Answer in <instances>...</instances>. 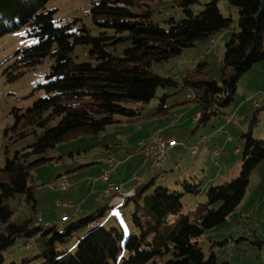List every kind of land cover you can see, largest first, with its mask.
<instances>
[{
    "label": "trees",
    "instance_id": "1",
    "mask_svg": "<svg viewBox=\"0 0 264 264\" xmlns=\"http://www.w3.org/2000/svg\"><path fill=\"white\" fill-rule=\"evenodd\" d=\"M150 1L99 0L91 8L99 30L93 34L78 18L59 24L57 10L48 7L49 0H0V37L26 27L29 36L37 39L34 45L16 52L7 70L8 79H17L48 56L52 59L47 81L40 85L44 96L18 113L14 126L32 128L36 141L14 154L7 148L0 166V264H4V252L19 236L31 238L39 232L46 239L45 250L37 256L43 264H217L216 255H207L199 240L232 216L246 195L252 172L264 160V139L254 137L252 124L242 134L246 143L240 177L210 187L207 203L195 215L183 213L185 192L162 186L148 192L156 175L150 183L138 186L126 198L136 201L132 214L139 232L136 235L125 238L118 226L105 228L100 218L109 205L77 220L64 221L67 223L62 229L53 222L46 228L31 227L32 218L17 219L11 205L16 198L29 205L37 201L31 169L49 158L32 160L33 155L55 148L70 134H100L119 121V114L128 121L138 120L140 108L125 103H148L160 87L204 89L201 97L190 95L201 109L199 123H204L231 104L240 78L264 60V0H227L238 9L239 29L225 43L221 79L215 80L207 73L209 63L203 62L180 83L161 76L154 65L200 42L213 40L216 33L231 29L232 18L221 12L219 0H176L182 16L156 20ZM78 45L86 48L85 59L75 54ZM159 98L153 116L164 115L176 104L166 102L167 94ZM259 109H264L262 102ZM26 131L16 133L12 140L26 135ZM199 186L189 184L185 190L198 194ZM120 203L126 205L125 200ZM84 234L74 252L58 250L59 242L67 243ZM169 254L170 258L160 261Z\"/></svg>",
    "mask_w": 264,
    "mask_h": 264
},
{
    "label": "rangeland",
    "instance_id": "2",
    "mask_svg": "<svg viewBox=\"0 0 264 264\" xmlns=\"http://www.w3.org/2000/svg\"><path fill=\"white\" fill-rule=\"evenodd\" d=\"M98 1L49 0L48 7L57 10L55 17L59 24H67L78 18L93 34H97L99 30L93 21L91 8ZM175 1L151 0L150 4L154 11V18L163 21L170 16L181 17L182 13L177 5L178 1ZM218 6L225 16L232 18L231 29L216 33L213 36L216 40L214 46L212 45V39L200 42L195 46L186 48L182 53L170 58L168 61L154 65L155 72L180 83L189 71H192L203 62L209 63L207 73L215 80L219 81L221 79L225 43L232 32L239 29V14L238 9L227 0H219ZM193 7L195 9L199 8L198 5ZM35 43H37V39L29 36L26 27L0 37V142H2V146H0V166L4 163L7 148H9L10 154H14L16 151L24 150L33 144L37 138L29 126H21L16 129H14V126L17 114L25 112L39 97L44 96V89L40 85L47 81L52 59L49 56L44 58L42 63L12 81L8 79L9 72L7 71L14 62L16 52ZM210 48L211 51H208ZM85 49L83 45H78L75 54L80 59H85ZM261 62L264 65V60ZM255 72L256 69H253L245 73L240 78L238 89L231 104L223 108L222 113L204 123H199V120L194 118L197 114L195 112L201 110L199 105L196 107L198 102L194 99L189 100L187 97L190 93L201 97L204 94V89L160 87L156 96L148 103L141 101L126 102L125 104L129 107L140 108L142 114L139 115L138 120L134 121H128L126 116L119 114L118 118L124 121L109 125L102 132L108 133L107 138H103L102 133L70 134L71 136L68 135V138L60 141L55 148L48 149L39 155H33L32 160L40 156L49 158L36 164L31 169L37 201L35 204L29 205L19 198L11 200V205L16 210L15 217L17 219L32 218L30 221L31 227H45L47 223L53 222L57 224L59 229H62L67 223L64 224L62 220L64 213L77 215L78 217L74 220L89 215V213L98 209L96 204V198L98 197L96 193L93 194V190L89 189L87 185L99 180L100 174L103 179L105 174L109 173L104 172V170L101 171L102 167L108 163L106 157L111 156V153L115 154L116 167L112 177L116 182L119 183L124 177H130L132 174H139L143 177L149 168L144 163L141 164L143 153L140 152L141 145L139 141L147 139L152 133L157 132V129L164 131V135L173 136L178 142L176 144L178 146L173 153H169L171 158L164 166L159 167L155 172L150 170L147 182L152 181L154 174L156 178L154 185L148 192L154 191L156 186L167 187L172 191L185 192L182 199L184 203L183 213L195 215V209H199L202 204L207 203V190L218 185H208L210 177L217 174L218 183L220 184L231 183L240 177L242 151L246 143L242 134L250 128L251 124L254 137L264 139V109L257 110L255 106L256 102L264 104V90H260L263 89L260 87L264 82V70L257 71L256 76ZM163 94L168 95L166 101L168 104L176 103L174 105L175 109L182 110L183 122H175L172 126L170 116L164 118L165 122L163 120L154 121L158 117L152 116V113L156 111L161 102L159 97ZM228 117H230V121H228ZM139 123L143 125V127H140L141 129L136 127ZM113 129H117V131L113 132ZM220 129L225 133L221 132ZM22 130H27L26 135L12 140L15 134ZM228 135L231 136L232 140H226L225 147H223ZM204 137L206 138L204 139ZM107 145L110 147L109 150L106 148ZM197 145H200L199 149L193 155L190 149ZM236 148H239V153H236ZM216 150L222 151L221 158L214 155ZM131 156H134L133 159L126 161ZM160 174H164V176L160 177ZM189 176L191 180L188 178ZM64 178H67L70 183V186L65 189L61 186ZM250 179L246 195L236 207L232 216L226 222L208 230L199 240L207 255L212 253L216 255L217 264L224 261H230L231 264H261V261H263V254H261V250L255 242L257 240L256 232L258 235L261 232L256 227L258 222L264 218V160L252 172ZM52 182H57V185L52 187ZM100 182L101 180L98 183L100 187H97L99 190L103 187ZM175 182L177 188H174ZM189 184H192V187L200 184V193L186 192V186ZM87 194H89L88 197L90 196L89 201L93 208L84 209L83 205L81 207L82 211L78 213L74 208L68 207L69 204L79 205L80 207ZM101 194L103 195L104 192H101ZM122 195L124 194L121 193L122 200L119 196L116 197L115 202L123 201L124 197ZM125 202L126 205L121 203L119 206L115 205L113 208H109L100 220L104 221L106 229H111L114 225L118 226L117 228L127 238L139 232H137L132 220V214L136 209V201L132 198L130 202L129 199H125ZM127 207L129 211L125 210ZM112 210H114V214H111ZM38 214L43 216L42 221L38 220ZM116 216L118 218L112 222V224H115L106 223ZM86 234L81 237H74L67 243L59 242L57 244L58 250L74 252L80 240ZM45 247L46 239L41 232L31 238L19 236L13 245L4 252V264H43V260L37 256L42 254ZM170 257L169 254L160 261Z\"/></svg>",
    "mask_w": 264,
    "mask_h": 264
},
{
    "label": "crops",
    "instance_id": "3",
    "mask_svg": "<svg viewBox=\"0 0 264 264\" xmlns=\"http://www.w3.org/2000/svg\"><path fill=\"white\" fill-rule=\"evenodd\" d=\"M231 36V35H230ZM230 36H229V38H230ZM228 38V39H229ZM215 40V39H214ZM215 42H216V40H215ZM215 44V43H214ZM214 44H212L213 46H214ZM208 51H211V48L208 50ZM263 62H258L257 64H255V65H258V66H254L252 69H250L248 72H250L251 70H253V69H256V72H255V76L257 75V71H263L264 70V65L262 64ZM257 67V68H256ZM248 72H246V73H248ZM260 88H263V89H260V90H264V82L262 83V85H261V87ZM191 95V93L190 94H188L187 95V97L189 98V100H191V99H193L192 98V96H190ZM175 105V104H174ZM198 106V104L196 105V107ZM176 107H171L170 108V110L167 112V113H165L164 115H162V116H154V117H158L157 118V120H154L155 122H158L159 120H163L164 122H165V117L166 116H170L171 117V120H172V122H171V125L172 126H174V123L175 122H179V123H181V122H183V118H184V115H182L181 114V112H182V110H180V111H178V109H175ZM195 113H197V114H200V110H198V111H196ZM196 114V115H197ZM153 116V115H152ZM192 119H194V118H192ZM119 121L120 122H122V121H124L123 119H121V118H119ZM136 127H138L139 129H141L140 127H143V125L142 124H137L136 125ZM114 131L113 132H116L117 131V129H113ZM158 131H160L161 132V134L162 135H164L163 133H164V131H162V130H160V129H157ZM218 130V129H217ZM217 130H215V131H217ZM224 130V129H223ZM220 131H221V129H220ZM221 132H223V131H221ZM223 133H225V132H223ZM227 133V132H226ZM164 136H166V137H171V138H174L173 136H169V135H164ZM102 137L103 138H107L108 137V133H102ZM230 138V139H229ZM226 140L228 141H231L232 140V138H231V136H229L228 135V138L227 139H225V141H224V144H223V147H225V144H226ZM141 141V140H140ZM140 141H139V144H140ZM178 145H175V146H173L172 148H171V150H170V152L171 153H173L174 152V150L176 149V147H177ZM106 148H107V150H109L110 149V147H108V145L106 146ZM199 149V148H198ZM141 152V151H140ZM221 152V154H220V158L222 157V155H223V153H222V151H220ZM236 153H239V148H236ZM141 154H142V152H141ZM144 154V153H143ZM142 154V159H141V164H143L144 163V165L145 166H147L148 168H149V170H148V172L147 173H144V176L143 177H141L139 174H132L130 177L129 176H126V177H124L119 183L118 182H116L115 180H113V173H114V169H115V167H116V164H115V159H114V156H115V154H113V153H111V156L109 155L108 157H106L107 159V161H108V163L107 164H105L104 165V167H102V169H101V171L102 170H104V172L105 171H107V172H109V179L108 180H105L104 178L102 179L101 178V174H100V176L98 177V179L99 180H95V182L93 181V182H91V183H88V185H87V187L89 188V189H92L93 190V194H97V197L98 198H96V204L98 205V207L97 208H99V207H101V206H103V205H109V208H113V206H115V205H121V203L118 201V202H115V199H116V197H119V195H121V193L122 194H130L131 196H132V194H134L135 193V190L138 188V186H140V185H142V184H144V183H148L147 181H148V179H147V177L150 175V170L151 171H153V172H155V170H154V168H153V166H152V163H151V159L149 158V157H147L145 154L143 155ZM113 158V160H112V163H110V161L108 160V159H110V158ZM134 157V156H133ZM133 157L131 156L128 160H126V161H129V160H131V159H133ZM143 157H144V159H143ZM171 157H170V155H169V158H168V160L170 159ZM124 159H126V158H124ZM144 160V161H143ZM167 160V161H168ZM166 161V162H167ZM198 163V162H197ZM203 163V162H202ZM223 163V162H222ZM140 164V165H141ZM218 164H219V161H218ZM165 165V164H164ZM119 167V166H118ZM204 168V167H203ZM221 168V167H220ZM218 173V172H217ZM163 176H164V174H162ZM139 176V178H140V180L139 179H137L136 177H138ZM186 176V175H185ZM187 177V176H186ZM86 178V177H85ZM115 178V177H114ZM189 179H190V176L188 177ZM147 179V180H146ZM101 180V182H100V184L103 186L102 187V189H97V187H100V185L98 186V183H99V181ZM164 180V179H163ZM191 180V179H190ZM115 182L116 184H118V185H120L121 187H120V192H113V191H108L107 190V187H108V183L109 182ZM219 182V179H218V175L217 174H215L214 176H212V177H210L209 179H208V185H210V184H220V183H218ZM95 183V184H94ZM188 183H190V182H188ZM93 185H94V188H93ZM207 185V186H208ZM207 186L205 187V190H206V188H207ZM174 188H177V186H176V182H175V185H174ZM99 192V193H98ZM101 192L103 193L104 192V194L102 195L101 194ZM99 194V195H98ZM101 194V195H100ZM88 195L89 194H87L86 195V197H84V201L83 202H81V205H80V207H79V205H77V207L76 208H74V207H72V206H70V204L68 205V207H72V208H74L75 210H76V212L78 211V213L79 212H81L82 211V209H81V207L84 205V209H91V208H93L92 207V204H91V202L89 201V197H88ZM130 196V197H131ZM203 196H204V194H203ZM204 200V199H203ZM130 201V200H129ZM90 202V203H89ZM107 202V203H106ZM74 206H76L75 204H73ZM117 207V206H116ZM97 208H95V209H97ZM108 208V209H109ZM79 209H81L80 211H79ZM94 209V210H95ZM125 210H128V207L125 209ZM197 209H195V211H196ZM129 211V210H128ZM90 214V213H89ZM111 214H114V210H112V212H111ZM110 214V215H111ZM38 215H41V214H38ZM37 215V216H38ZM42 216V215H41ZM65 216H68L69 217V219H71V218H77L78 216L77 215H72V214H70V213H64L63 214V216H62V220L63 221H65L64 220V217ZM84 216V215H83ZM118 216H116L114 219H112L111 221H109L108 223H111V222H114V220L117 218ZM42 218H43V216H42ZM44 219V218H43ZM49 223H51V222H49ZM257 229H259V230H261V232H259V235L257 234V232H256V245H257V247H259V249L261 250V254H263V261H261V264H264V218L263 219H261L259 222H258V225H257V227H256Z\"/></svg>",
    "mask_w": 264,
    "mask_h": 264
},
{
    "label": "built area",
    "instance_id": "4",
    "mask_svg": "<svg viewBox=\"0 0 264 264\" xmlns=\"http://www.w3.org/2000/svg\"><path fill=\"white\" fill-rule=\"evenodd\" d=\"M214 43H215V40H214L213 44ZM260 105H261L260 102L255 103L256 107H260ZM199 117H200V114H197L194 118L197 120V119H199ZM230 120H231L230 117H228V121H230ZM205 138L206 137H204V139ZM176 144H178V142L174 138L172 139L171 137H166V136L162 135L160 131H157V132L152 133L147 139H145V140L143 139L140 141V145H141L140 151L151 159L152 166H153L154 170L156 171L159 167L164 166V164L166 163V161L169 158V153H170L171 148L173 146H175ZM197 148H199V145L190 149L191 153L193 155L195 154V151ZM214 152H216V153H214V155L218 156V157L221 154V152L219 150H216ZM108 160L110 161V163H112L113 158L111 157ZM160 177H163V175L160 174ZM136 178L140 180L139 176ZM104 179L105 180L109 179V173L105 174ZM109 183H108L109 184L108 191L117 192V191L121 190L120 189L121 186L116 184L115 182L111 181ZM56 185H57L56 182H52V184H51L52 187H54ZM69 185H70L69 180H67V178H64L61 182V186L65 189V188L69 187ZM125 195H127V194L122 195V197ZM119 196L121 198V195H119ZM121 200H122V198H121ZM70 206H72L74 208L77 207V206H74L73 204H70ZM37 217H38L39 221L43 220L41 215H38ZM68 219H69L68 216L64 217L65 221H67ZM49 225H50V223H47L45 225V228L48 227Z\"/></svg>",
    "mask_w": 264,
    "mask_h": 264
},
{
    "label": "bare ground",
    "instance_id": "5",
    "mask_svg": "<svg viewBox=\"0 0 264 264\" xmlns=\"http://www.w3.org/2000/svg\"><path fill=\"white\" fill-rule=\"evenodd\" d=\"M214 42V39L212 40V43ZM196 116V115H195ZM197 151H198V148L196 149V151H195V154L197 153ZM68 180V179H67ZM130 194H127V195H125V196H123L124 197V200L129 196Z\"/></svg>",
    "mask_w": 264,
    "mask_h": 264
},
{
    "label": "water",
    "instance_id": "6",
    "mask_svg": "<svg viewBox=\"0 0 264 264\" xmlns=\"http://www.w3.org/2000/svg\"><path fill=\"white\" fill-rule=\"evenodd\" d=\"M264 9V2H263V5H262V10Z\"/></svg>",
    "mask_w": 264,
    "mask_h": 264
}]
</instances>
